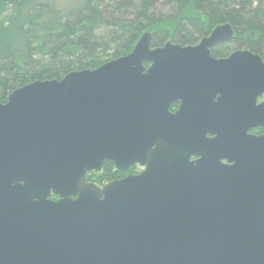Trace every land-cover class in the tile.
<instances>
[{
  "label": "water",
  "instance_id": "obj_1",
  "mask_svg": "<svg viewBox=\"0 0 264 264\" xmlns=\"http://www.w3.org/2000/svg\"><path fill=\"white\" fill-rule=\"evenodd\" d=\"M233 36L153 48L145 33L127 56L11 93L0 264H264V136L248 135L264 128V61L214 59ZM106 162L145 170L89 182Z\"/></svg>",
  "mask_w": 264,
  "mask_h": 264
},
{
  "label": "trees",
  "instance_id": "obj_2",
  "mask_svg": "<svg viewBox=\"0 0 264 264\" xmlns=\"http://www.w3.org/2000/svg\"><path fill=\"white\" fill-rule=\"evenodd\" d=\"M32 1L0 2V104L33 82L61 81L71 72L95 70L127 56L145 33L153 35V48L168 42L190 46L229 24L234 38L213 49V56L245 49L264 59V0H86L41 34L29 32L40 24L36 14L47 8L37 5L23 18L17 12ZM134 172L115 171L107 162L88 181L104 185Z\"/></svg>",
  "mask_w": 264,
  "mask_h": 264
},
{
  "label": "rangeland",
  "instance_id": "obj_3",
  "mask_svg": "<svg viewBox=\"0 0 264 264\" xmlns=\"http://www.w3.org/2000/svg\"><path fill=\"white\" fill-rule=\"evenodd\" d=\"M1 1H5V0H0V2ZM85 1L86 0H33L30 4H28L27 6L25 5L20 9L21 13L19 11L17 12L19 14V17L23 18L25 14H29V12L37 5H43L45 8H47L41 10L38 14H36L34 20L38 21V23L40 24L35 26L34 29L31 32H29L31 34L32 33L41 34L47 31V29H49L50 25H52L55 22V20H57L58 16L68 13L69 11L82 6L85 3ZM0 6H4V5H0ZM22 11H24V13ZM10 13L11 12H9V14ZM16 35L18 38L19 37L21 38L20 40H24L23 39L24 37L21 33H16Z\"/></svg>",
  "mask_w": 264,
  "mask_h": 264
},
{
  "label": "flooded vegetation",
  "instance_id": "obj_4",
  "mask_svg": "<svg viewBox=\"0 0 264 264\" xmlns=\"http://www.w3.org/2000/svg\"><path fill=\"white\" fill-rule=\"evenodd\" d=\"M210 35V34H209ZM208 35V36H209ZM205 37H207V36H205ZM233 38H234V36H233ZM232 38V39H233ZM203 39V38H202ZM202 39L197 43V44H195V45H190V46H197L201 41H202ZM230 41V40H229ZM226 42H228V41H226ZM226 42H223V43H221V44H219V45H217V46H215L214 48H212V50H211V55H212V57L214 58V59H216V60H221V59H227V58H229L232 54H234L235 52H237V51H250V50H245V49H243V50H236V51H234V52H232L230 55H228L227 57H221V58H216V57H214L213 56V54H212V51H213V49H215V48H217V47H220L221 45H223L224 43H226ZM169 43V42H168ZM174 44V43H173ZM166 45V44H165ZM175 45H179V44H175ZM182 46V45H181ZM183 47H187V46H183ZM250 52H252V51H250ZM253 53V52H252ZM253 54H255V55H259V54H257V53H253ZM260 57H261V55H259ZM262 58V57H261ZM262 60L264 61V59L262 58ZM220 97V95H218L217 96V99L216 100H218V98ZM261 103H264V95H262L261 97H259V99H258V102H257V104L258 105H260ZM180 107H181V103L180 102H175V103H173L172 104V106L170 107V113H172V114H176L178 111H179V109H180ZM248 135H252V136H256V137H262V136H264V128L263 127H257V128H252V129H250L249 131H248ZM207 138H209V139H215L216 138V135H208L207 136ZM194 160H196L195 158H192L191 159V161H194ZM107 163V162H106ZM110 163H112V162H110ZM113 165H114V163H112ZM224 164H227V162H226V160H224ZM106 165V164H105ZM105 167V166H104ZM132 168H135V172L134 173H131V174H127L126 175V177H124L123 179H125V178H127V177H130V176H135V175H139V174H141L144 170H145V168H143V167H141L140 165H133V166H131L130 168H128L126 171H120V172H127L128 170H130V169H132ZM104 169V168H103ZM114 169H115V171H118V170H116V167H115V165H114ZM103 171V170H102ZM101 171V172H102ZM93 173H95V172H93ZM90 175V174H89ZM123 179H120V180H113V181H121V180H123ZM87 180H88V177H87ZM113 181H110V182H113ZM110 182H108V183H110ZM91 183H93V182H91ZM108 183H105L104 185H106V184H108ZM96 184V183H95ZM97 185H99V184H97ZM104 185H100V186H104ZM54 198H56V197H52V199L53 200H55V201H58V198H56V199H54Z\"/></svg>",
  "mask_w": 264,
  "mask_h": 264
}]
</instances>
